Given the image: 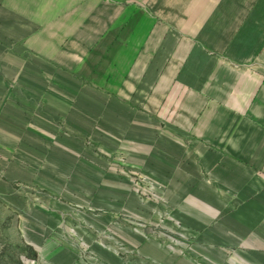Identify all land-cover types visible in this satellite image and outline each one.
<instances>
[{"label": "crops", "instance_id": "1", "mask_svg": "<svg viewBox=\"0 0 264 264\" xmlns=\"http://www.w3.org/2000/svg\"><path fill=\"white\" fill-rule=\"evenodd\" d=\"M101 212L152 264H264V0H0V232L84 264Z\"/></svg>", "mask_w": 264, "mask_h": 264}, {"label": "rangeland", "instance_id": "2", "mask_svg": "<svg viewBox=\"0 0 264 264\" xmlns=\"http://www.w3.org/2000/svg\"><path fill=\"white\" fill-rule=\"evenodd\" d=\"M136 184H139L142 190L140 174L136 177ZM85 213L93 214L87 210ZM12 224L13 218H6L4 226L8 227ZM139 225L140 223L132 225L120 214L109 219L101 212L96 214V218H86L84 228L81 226L72 228L67 237L77 260L84 264H152L144 256L145 254H142L141 247L131 248L130 246L134 236L132 231L141 230ZM79 228L81 231H78ZM39 235L19 234L9 229L4 234L0 232V264H48L27 242L30 239L29 236L35 243L41 241ZM53 239L55 242L64 241L57 237ZM128 241L130 247H128Z\"/></svg>", "mask_w": 264, "mask_h": 264}]
</instances>
